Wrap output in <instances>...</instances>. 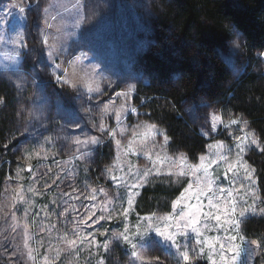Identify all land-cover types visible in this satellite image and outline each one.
I'll return each mask as SVG.
<instances>
[{
    "label": "rangeland",
    "instance_id": "obj_1",
    "mask_svg": "<svg viewBox=\"0 0 264 264\" xmlns=\"http://www.w3.org/2000/svg\"><path fill=\"white\" fill-rule=\"evenodd\" d=\"M116 1L0 0V79L19 110L0 154V264H176L183 252L187 262L264 264L242 230L244 219L264 217L245 159L261 147L254 131L199 94L181 104L196 111L204 153L193 163L170 151L164 128L139 107L145 65L129 46L141 16L132 23L127 10L143 0ZM240 44L234 32L231 55ZM260 61L264 71V50ZM107 144L113 155L99 168L93 150ZM155 183L181 187L170 211L136 213ZM144 235L148 248L133 257Z\"/></svg>",
    "mask_w": 264,
    "mask_h": 264
},
{
    "label": "trees",
    "instance_id": "obj_2",
    "mask_svg": "<svg viewBox=\"0 0 264 264\" xmlns=\"http://www.w3.org/2000/svg\"><path fill=\"white\" fill-rule=\"evenodd\" d=\"M117 2L114 7H118ZM120 5L127 10L124 3ZM136 6L127 10L128 19L134 23L138 13L142 27L141 32L131 30L129 49L143 60L146 72L145 83L137 88L145 100L142 105L136 104L149 112L148 119L164 128L168 149L183 152L193 163L204 153L208 140L192 121L196 111L186 115L183 101H197L202 94L207 104L219 109L224 120L240 118L247 122L261 147L250 149L245 159L255 170L264 198V71L260 61L264 50V0H143V5ZM234 32L241 43L235 56L230 52ZM28 67L32 68L30 64ZM13 92L8 82L0 79V154L14 127L13 111H19ZM93 154L101 168L111 160L112 146L98 145ZM180 191L181 187L162 183L145 187L137 198L135 212H168ZM242 230L246 237L259 242L264 261V217L244 219ZM176 264L208 263L199 259Z\"/></svg>",
    "mask_w": 264,
    "mask_h": 264
},
{
    "label": "snow or ice",
    "instance_id": "obj_3",
    "mask_svg": "<svg viewBox=\"0 0 264 264\" xmlns=\"http://www.w3.org/2000/svg\"><path fill=\"white\" fill-rule=\"evenodd\" d=\"M21 11H24V9H21ZM236 47L238 48L239 45L237 44ZM235 123V121L233 122ZM93 143H95V141H93ZM253 143H255V141H253ZM264 211V210H262ZM156 236L160 237L162 239V241L164 243H168L171 244L172 246H177V241L171 236V235H165L164 233H161L159 230L156 231ZM123 239L125 241H129V237L128 236H124ZM150 237H148L147 235L144 236H140L138 237L137 241L135 243H131V247L132 249H134L132 251V256L133 257H137L138 252L136 251V249H139L141 251H145L148 248V244L150 242ZM253 243H256L255 241H253ZM183 256V259L185 260V262H187L189 260V254L188 252H183L181 253ZM237 257L239 256V252L236 253ZM154 259H159V257H155Z\"/></svg>",
    "mask_w": 264,
    "mask_h": 264
},
{
    "label": "water",
    "instance_id": "obj_4",
    "mask_svg": "<svg viewBox=\"0 0 264 264\" xmlns=\"http://www.w3.org/2000/svg\"><path fill=\"white\" fill-rule=\"evenodd\" d=\"M27 171L29 170V168L26 169Z\"/></svg>",
    "mask_w": 264,
    "mask_h": 264
}]
</instances>
